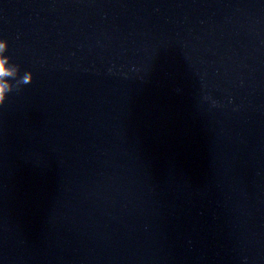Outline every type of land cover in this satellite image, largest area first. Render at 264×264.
Returning <instances> with one entry per match:
<instances>
[{"label":"water","instance_id":"95a60500","mask_svg":"<svg viewBox=\"0 0 264 264\" xmlns=\"http://www.w3.org/2000/svg\"><path fill=\"white\" fill-rule=\"evenodd\" d=\"M203 109L264 156V0H33Z\"/></svg>","mask_w":264,"mask_h":264},{"label":"clouds","instance_id":"9594fccd","mask_svg":"<svg viewBox=\"0 0 264 264\" xmlns=\"http://www.w3.org/2000/svg\"><path fill=\"white\" fill-rule=\"evenodd\" d=\"M0 47H3V42H0ZM5 71L3 60H0V73ZM4 98V85L0 83V101Z\"/></svg>","mask_w":264,"mask_h":264}]
</instances>
